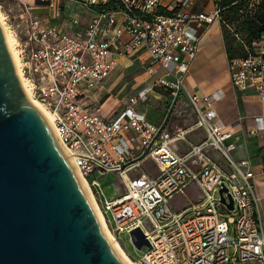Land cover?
<instances>
[{"label":"built area","instance_id":"obj_1","mask_svg":"<svg viewBox=\"0 0 264 264\" xmlns=\"http://www.w3.org/2000/svg\"><path fill=\"white\" fill-rule=\"evenodd\" d=\"M7 1L16 11L13 34L30 98L49 114L115 238L135 229L143 234L146 251L136 264H264L256 175L248 160L232 156L237 138L214 108L222 95H198L185 84L198 29L222 20V0ZM63 2L97 9L81 34L47 27L33 13L36 6L58 11ZM198 2L212 9H198ZM237 2L252 12L264 4ZM141 49L152 83L101 117L87 104L88 93L116 67L113 53L129 56ZM227 70L233 90L253 92L264 109V31L244 57L228 61ZM154 91L164 96L158 123L134 109ZM259 135L263 117L253 118L248 130L249 137ZM106 176L115 178L110 200L99 183ZM189 187L197 191L193 203L200 196L204 202L176 209L173 200L184 199Z\"/></svg>","mask_w":264,"mask_h":264},{"label":"water","instance_id":"obj_2","mask_svg":"<svg viewBox=\"0 0 264 264\" xmlns=\"http://www.w3.org/2000/svg\"><path fill=\"white\" fill-rule=\"evenodd\" d=\"M129 239L147 246L139 229ZM0 264H122L76 169L27 101L1 27Z\"/></svg>","mask_w":264,"mask_h":264},{"label":"crops","instance_id":"obj_3","mask_svg":"<svg viewBox=\"0 0 264 264\" xmlns=\"http://www.w3.org/2000/svg\"><path fill=\"white\" fill-rule=\"evenodd\" d=\"M198 3L196 8L200 10L210 11L212 9L211 4L205 3V8L202 9ZM96 12L95 7L84 8L73 2L61 3L58 11L49 6H36L33 11L45 26L60 28L71 35L81 34L95 17ZM259 14L264 16V4L260 7ZM219 28V22H215L208 27L198 29L199 47L195 59L189 67L185 84L190 92L198 95H210L217 90L220 91L222 99L214 104V108L221 120L231 128L237 138L236 149L232 154L233 158L237 161L248 160L256 175L254 187L258 198L257 212L264 232V136H248V130L253 126V118H264V109L253 92L240 93L231 87L227 70L228 60ZM213 46L219 48L220 54L222 51V56L220 55L218 61L213 57ZM112 60L115 61L116 67L110 75L116 71L117 74L110 79L109 85L101 84L100 87L91 90L86 100L87 104L104 118L110 117L130 97L135 96L137 92L152 83V79H149L144 72L147 62L144 50L141 49L129 56L113 53ZM133 67L138 74L132 78L131 83H128L125 81V73ZM221 73L220 83L219 74ZM204 80L207 81V84H204ZM122 87H129V92L125 97H119L116 94L117 90ZM149 96L159 103L158 108L155 107L152 111L151 109H142L137 104L134 109L144 113L149 121L158 123L162 115L164 96L159 91H154ZM199 136L202 134H197L193 141H197ZM192 188L189 187L188 191Z\"/></svg>","mask_w":264,"mask_h":264},{"label":"rangeland","instance_id":"obj_4","mask_svg":"<svg viewBox=\"0 0 264 264\" xmlns=\"http://www.w3.org/2000/svg\"><path fill=\"white\" fill-rule=\"evenodd\" d=\"M198 6L203 9L205 8V3L199 2ZM260 7H258L256 11L252 12L249 9L248 5H240V6L238 5V7L236 6L237 11L235 13L230 12L228 9H225V11L222 12V20L219 22V27H220L219 29L222 36L223 48L226 57L228 56L227 50L234 56H239L241 54L246 53V51L249 49V45L253 41L252 39L256 37L255 33L254 34L251 33L249 26L254 21H259V18L262 17L259 14ZM0 12L5 18V23L9 27V30L12 32V35L16 40L13 34V29L14 30L16 29L15 27L16 20L14 19V17L16 16V11L14 9V6L12 5L11 2H8L7 0H0ZM218 49L219 48L217 46H213L212 49L213 57L216 61H218L220 55L222 56V51L220 54ZM17 50H18V45H17ZM116 74L117 71L109 75L107 78L103 80L102 84H104L105 86L109 85L110 79H112ZM137 74L138 72L135 71V67L128 69L125 73L126 76L125 81L131 83L132 78ZM219 78H220L219 81L221 83L222 73L219 74ZM204 84H207L206 80H204ZM128 92H129V87H122L117 90L116 94L119 97H125L128 94ZM139 106L142 109H151L152 111H154L155 107L156 108L159 107V103L157 101H154L152 98H149L147 101L139 103ZM99 183L101 186V190L103 191L106 199L108 200L112 199L115 196V191H114L115 178L113 176H106L105 178L99 180ZM194 195H197V191L193 189H189L184 199L179 196H176L175 199L173 200V204L175 208L181 209L186 202H188V205H186L184 208L201 205L204 202L203 197L202 196L199 197L198 203H193L192 196ZM117 239L119 245L121 246L125 254L132 261L138 260L146 251L145 248H142L140 251L136 250L129 241V235L125 233L119 234Z\"/></svg>","mask_w":264,"mask_h":264},{"label":"bare ground","instance_id":"obj_5","mask_svg":"<svg viewBox=\"0 0 264 264\" xmlns=\"http://www.w3.org/2000/svg\"><path fill=\"white\" fill-rule=\"evenodd\" d=\"M0 27L3 31L4 34V40H5V44L7 47V50L9 52L10 58L13 62L14 68L16 70L17 76L19 78V82L21 84V87L26 95L27 101L33 106V108L41 115V117L44 119V121L48 124V126L52 129L55 138L58 142V144L60 145V147L62 148L63 152L65 153V155L67 156V158L69 159V161L71 162V164L74 166V168L76 169L74 162L72 160V157L70 156V154L65 150V148L62 146V144L59 142L57 135L52 127L51 124V119L49 114L36 102L32 101V99L30 98V92L27 88V83L25 82V80L22 77V72H21V61H20V56H19V51L17 50V41L14 39L12 32L9 30V27L7 26V24L5 23V18L3 17L2 13L0 12ZM78 177L80 179V182L82 184L83 190L85 192V195L87 197V200L90 204V207L92 209V212L104 234V236L106 237L107 241L109 242L110 246L112 247L113 251L115 252V254L117 255V257L120 259V261L122 262V264H136V262H133L123 251V249L121 248V246L118 243V240L115 238V236H113L112 232H110L107 227L106 221L104 219V216L101 212V209L96 201V198L94 197L89 185L87 184L86 181H84L78 170L76 169Z\"/></svg>","mask_w":264,"mask_h":264},{"label":"trees","instance_id":"obj_6","mask_svg":"<svg viewBox=\"0 0 264 264\" xmlns=\"http://www.w3.org/2000/svg\"><path fill=\"white\" fill-rule=\"evenodd\" d=\"M234 2H236V3L233 4ZM236 4H238L239 6L240 5H246L245 2H237V0H222L220 3V6L223 8L222 12L225 11V9H228L230 12L235 13L237 11L236 6L238 7V5H236ZM222 12H221V15H222ZM249 27H250L251 33L252 34L255 33V35H256V37L253 38L252 40H256L259 37V35L264 31V16L260 17L259 21H254ZM254 28H256V29H254ZM249 47H250V45H249ZM227 54H228L227 60L231 61L232 59H235V58L244 57L246 53L241 54L239 56H234L233 54H231L227 50Z\"/></svg>","mask_w":264,"mask_h":264}]
</instances>
